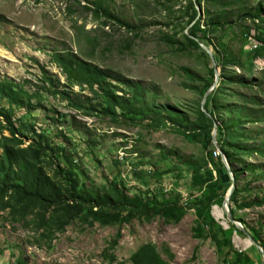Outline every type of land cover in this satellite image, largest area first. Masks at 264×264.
Here are the masks:
<instances>
[{
  "label": "rangeland",
  "instance_id": "374dc122",
  "mask_svg": "<svg viewBox=\"0 0 264 264\" xmlns=\"http://www.w3.org/2000/svg\"><path fill=\"white\" fill-rule=\"evenodd\" d=\"M92 1L0 0V77L19 82L27 79L30 83L26 87L40 92L33 99L34 108H14L13 120L24 134L25 145L32 141L30 126L52 137L64 136L68 153L75 158L76 170L87 185L107 187L115 182L129 196L141 195L145 203L154 194L163 193L166 199L178 195L186 213L178 223H166L155 210L150 219L90 226L78 218L64 230L51 223L46 230L38 227L33 216L22 219L6 209L0 212V264H15L19 258L28 264H134L133 254L147 243L154 244L170 264H264V245H260L264 244V121H254L264 117V58L256 59L249 72L235 65L223 66L218 34L195 38L196 45L187 41L184 35L195 22L189 24V0H108L115 14L142 26L138 35L115 18L108 19L107 25L102 24L104 18L95 21L89 10ZM257 1H262L264 8V0L252 4ZM205 8L206 1L201 8L197 6L202 11L203 28L207 26ZM244 24L251 29L250 37L239 53ZM254 26L249 19L238 20L223 35L246 65L258 44ZM64 48L101 67L113 84L122 86L120 80H132L149 87L151 99L184 113L190 123L177 127L162 119L153 125L135 124L100 109L85 115L83 109H75L62 95L53 93L42 79L44 66L53 78L60 79L59 90L75 100L89 96L90 102L97 104L99 97L68 84L53 61V52ZM212 97L224 105L216 111L214 145L208 144L204 124L198 122L199 111L209 116L206 107L214 110ZM1 103L8 107L5 100ZM219 113L230 129L231 138L223 122L228 143L225 148L233 155L235 166L240 171L245 168L241 178L235 179L239 194L234 212L230 200L228 207L224 205L233 185L231 177L223 185V196L213 190L219 196L210 202L207 195L211 186L192 183L193 163L204 158L210 161L212 147L220 143L215 128ZM5 124H0V135L9 136ZM222 152L227 160L226 151ZM209 172L216 179V168L210 163L201 169L206 177ZM216 206L224 210L230 227L216 218ZM198 209L203 212L200 217ZM227 209L236 224L229 220ZM198 220L201 225L196 232ZM237 225L255 240L248 248L235 242L238 236L250 239L234 229ZM227 239L231 242L226 243Z\"/></svg>",
  "mask_w": 264,
  "mask_h": 264
},
{
  "label": "trees",
  "instance_id": "16d2710c",
  "mask_svg": "<svg viewBox=\"0 0 264 264\" xmlns=\"http://www.w3.org/2000/svg\"><path fill=\"white\" fill-rule=\"evenodd\" d=\"M205 1L207 3L205 25L207 26L203 28V18L202 15H198L197 6L201 8ZM253 2L254 0H189L186 8L189 14V24L195 22L189 28V33L184 35L185 39L196 45L195 38H208L209 34H218L220 61L223 66L235 65L252 72L255 67L254 61L264 58L263 2L257 1L254 5ZM91 3L92 6L89 10H91L95 21L104 18L102 24L107 25L108 19L115 18L122 22L129 32L138 35L142 26L115 14L108 0H93ZM248 19L255 24L257 34L254 35V38L258 44L255 46L252 60L246 65L238 58V54L231 48V45L223 40V35L233 27L235 21L246 22ZM243 26L239 53H242V46L248 42L250 37V27L245 24ZM95 39L93 38V40ZM52 55L53 61L66 76L68 84L79 85L99 97L96 105L90 102L92 99L89 96L84 100H75L65 90L58 89V86L61 85L59 78H53L44 66L41 67L44 74L42 79L49 83V89H53V93L57 95H62L75 109H83L85 115H90L91 109H100L105 114L119 116L122 120L135 124L142 122L146 125H153V122L164 119L177 127H182V123L190 121L184 113L159 105L154 99H151L149 87L140 82L120 80L122 86L113 84L101 67L83 59L69 48L55 50ZM211 73L214 76V68H211ZM222 76L227 78V74H222ZM28 83L30 81L27 79L19 82L12 77H0V124L6 122L5 129L10 133L9 136L2 133L0 135V212L10 209V214L22 219L33 216L39 222L38 227L46 230H49L50 223L59 230H64L68 224L78 218L90 226L95 223L108 225L130 222L135 218L150 219L155 215V210L166 223H178L183 218L186 211L180 204L178 195L166 199L163 193L159 196L154 194V197L146 199L148 203H145L141 195L129 196L125 189L115 182H110L107 187L87 185L81 177V173L76 170L78 165L75 163V158L68 153V141L64 136L60 137V134L52 137L46 131L39 132L37 128L30 126L28 129L31 132L32 141L25 145L24 134L20 132L13 120V110L15 107H35L33 99L38 97L40 92L39 90L31 92L26 87ZM63 86L65 85L63 84ZM257 99L255 98L256 101ZM2 100L7 102L8 107L2 105ZM212 101L214 110H209L206 107L210 113L209 116L206 112L199 111L198 120L199 123L201 121L204 124L203 131L210 145H214L212 129L217 117L216 111L224 108L217 98L214 100L212 97ZM87 103H91L93 106H87ZM150 114L152 117L149 116ZM225 119L224 115L219 113V124L216 127L220 136L218 145L226 151L227 160L237 182L245 168L240 171L234 164L233 155L225 148L228 143L223 122L227 127L229 125ZM254 121H264V117L256 118ZM234 122L239 123L240 121L235 119ZM227 129L228 137L231 138L229 127ZM213 148L214 146L209 153L210 161L204 158L202 162H194L192 168L194 186H211V192L207 195L209 202L219 196L213 190L221 192L220 195L223 196L225 192L223 185L228 181L225 163L221 157L222 152L221 155H214ZM209 163L216 168L218 175L216 179L213 178L212 172H209L208 177L201 173V169L207 167ZM51 166L49 171L48 167ZM248 167L254 169L253 166ZM238 194L239 188H235L230 198L232 212L237 208ZM261 202H264V198ZM197 214L198 217L202 216V210L198 209ZM200 225V220H198L196 232ZM244 226L246 229L252 230L247 223H244ZM233 227L240 234H244L236 226ZM252 235L257 240L256 233ZM225 242L230 243L231 241L227 239ZM132 261L134 264H170L162 258L152 243L143 245L135 252ZM15 264L28 263L25 259L19 258Z\"/></svg>",
  "mask_w": 264,
  "mask_h": 264
},
{
  "label": "water",
  "instance_id": "95a60500",
  "mask_svg": "<svg viewBox=\"0 0 264 264\" xmlns=\"http://www.w3.org/2000/svg\"><path fill=\"white\" fill-rule=\"evenodd\" d=\"M201 9H198V15H200L201 14ZM205 48V50L206 51H208V52H210V50L208 49V47H204ZM205 96H207V93L205 94ZM216 124V123H215ZM217 127V125H215V128ZM214 136V135H213ZM221 152H222V150H221ZM222 158H223V161L225 162V166H226V171H227V178H229L230 179V177H231V179L233 180V185H232V187H231V189H230V191H229V193H228V196L226 197V199H225V202H224V205L226 206V207H228L229 206V200H230V197H231V195H232V193H233V191H234V189H235V176H234V173L231 171V169H230V166H229V163H228V161L226 160V157H225V155L223 154V152H222ZM227 215H228V218H229V220L232 222V223H234V224H236V221H235V219L233 218V216L231 215V213H230V211L227 209ZM237 227L240 229V230H242L245 234H247L249 237H250V239L252 240V242H255V240L253 239V237H251L250 236V234H248L247 233V231L245 230V228L243 227V226H240V225H237Z\"/></svg>",
  "mask_w": 264,
  "mask_h": 264
},
{
  "label": "bare ground",
  "instance_id": "6f19581e",
  "mask_svg": "<svg viewBox=\"0 0 264 264\" xmlns=\"http://www.w3.org/2000/svg\"><path fill=\"white\" fill-rule=\"evenodd\" d=\"M213 213L217 219L221 220L222 224L225 227H230L229 223L226 221L227 219L225 218L226 216H225L224 210H222L221 208L216 206L214 208ZM235 242L244 248H248L249 246L252 245V241L250 239H241V237H239V236L235 237Z\"/></svg>",
  "mask_w": 264,
  "mask_h": 264
},
{
  "label": "built area",
  "instance_id": "2783aa9c",
  "mask_svg": "<svg viewBox=\"0 0 264 264\" xmlns=\"http://www.w3.org/2000/svg\"><path fill=\"white\" fill-rule=\"evenodd\" d=\"M213 153H214V155H221V148H220V146L219 145H216V146H214V148H213ZM222 157V156H221Z\"/></svg>",
  "mask_w": 264,
  "mask_h": 264
}]
</instances>
